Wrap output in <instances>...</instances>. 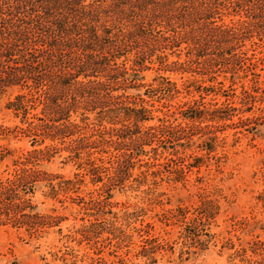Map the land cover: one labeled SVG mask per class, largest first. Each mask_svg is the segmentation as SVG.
I'll use <instances>...</instances> for the list:
<instances>
[{
  "label": "rangeland",
  "instance_id": "374dc122",
  "mask_svg": "<svg viewBox=\"0 0 264 264\" xmlns=\"http://www.w3.org/2000/svg\"><path fill=\"white\" fill-rule=\"evenodd\" d=\"M251 42L257 45L250 48ZM244 49L248 57L255 55L252 62L261 74L257 86L264 89V38L255 36ZM163 54L162 60L147 62L149 70L142 73L146 87L139 91L154 117H179L180 110L200 100L194 92L198 86L218 90V82L229 96L240 95L242 87L256 95L251 111L236 112L227 126L200 124L206 129L194 131L193 144L148 153L129 174L104 187L105 174L93 178L83 163L88 157L107 159L115 147L85 125L75 134L85 138L77 158L68 139L40 145L33 133L27 137L23 132L25 120L39 108L16 116L8 103L18 89L8 90L0 96V264H264L263 92H254L252 76L243 78L242 72L196 83L198 75L173 63L183 62L185 54L180 59L169 49ZM160 77L180 93L165 91V98L148 93ZM200 101L210 107L225 98L210 94ZM206 135L217 137L204 144L212 150L208 154L197 148L198 137ZM46 146L52 149L44 158L35 155ZM23 164L39 167L40 173L27 178L20 170ZM182 164L193 166L180 171L176 165Z\"/></svg>",
  "mask_w": 264,
  "mask_h": 264
},
{
  "label": "trees",
  "instance_id": "16d2710c",
  "mask_svg": "<svg viewBox=\"0 0 264 264\" xmlns=\"http://www.w3.org/2000/svg\"><path fill=\"white\" fill-rule=\"evenodd\" d=\"M255 36L264 38V0H0V96L18 89L8 103L16 116L26 117L39 108L38 114L25 120L23 132L27 137L33 133L40 145L68 139V149L77 158L85 138L75 134L84 125L102 143L113 145L114 155L88 157L83 163L93 178L101 180L104 173L107 187L140 165L148 153L166 145L174 149L191 145L198 134L194 131L206 129L200 124L227 126L236 112H250L249 106L257 100L243 87L240 95L224 94V85L218 82V90L198 86L194 92L200 100L210 94L224 97L222 104L206 107L194 100L177 113L179 117L156 118L139 92L146 87L142 73L149 70L147 62L162 60L165 49L178 59L183 53L185 60L173 63L199 76V81L193 77L196 83L204 78L217 81L218 76L226 80L228 74L234 77L242 72L243 78L252 76L254 92H263L262 101L258 63L244 49ZM255 45L251 42L249 47ZM165 91L180 93L163 77L147 92L165 98ZM155 120L157 124L148 125ZM201 137L197 148L212 152L204 144L217 137ZM51 149L46 146V151L34 153L44 158ZM143 164L150 167L149 162ZM155 165L161 167L151 166ZM25 166L20 170L27 178L40 173L39 167Z\"/></svg>",
  "mask_w": 264,
  "mask_h": 264
}]
</instances>
